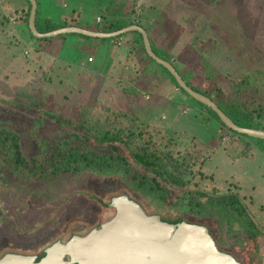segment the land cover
Masks as SVG:
<instances>
[{
  "label": "rangeland",
  "instance_id": "obj_1",
  "mask_svg": "<svg viewBox=\"0 0 264 264\" xmlns=\"http://www.w3.org/2000/svg\"><path fill=\"white\" fill-rule=\"evenodd\" d=\"M76 2L85 4L84 0ZM7 4L9 7L11 1ZM139 4H152L164 15L166 12L169 20H166V25L171 28L168 30L182 28L187 37L193 36L201 41L205 63L210 70L207 72L217 70L230 78L249 73L255 76L263 84L259 102L264 103V81L260 74L264 73V0H139ZM91 15L86 26L95 27L100 22L97 9ZM9 23V18L0 14V125L19 133L27 154L33 153L29 127L36 115L39 98L56 114L71 120H77L84 109L90 111L92 118L102 121L111 116L110 111L119 112L126 115L122 119L123 125L137 126L155 140L165 136L166 130L172 131L176 144L172 148L174 152L184 153L191 141H196L207 157L202 173L208 176V181L212 176L215 184L223 185L233 178L242 186V192L253 195L252 203L264 201V180L260 179V173L247 163H234L226 157L218 129L212 123L203 122V118L209 116L204 108L182 93L176 95L181 98L178 103L171 107L162 106V100L153 94L154 86L138 79L140 69L135 71L132 65L126 74L117 73L118 77L102 78L99 82L92 78L63 77L57 70L36 66L32 57L24 55L27 42L16 44L15 39L12 40L13 25ZM16 27L18 29L20 25ZM163 37L166 34L160 31L156 33L155 40L162 42ZM28 41L36 49L40 46L37 41ZM187 63L185 60L177 63L184 74L189 72ZM129 85H134L139 92L130 94L132 104L124 93ZM183 110L186 114L182 113ZM223 132L222 139H225L228 133ZM66 133L67 130L45 120L37 137L55 143ZM198 166L194 168L196 173ZM200 178L197 176L193 182L200 189L221 193L200 187ZM252 184L255 191L251 190ZM120 188L130 191L121 176L89 171L76 176L63 175L24 183L12 177L0 162V256L7 253L37 256L56 241H67L69 228L74 226L80 227V235L77 236L85 235L101 222L99 217L111 219L114 215L113 210V213L107 211L100 216V209L92 198L105 200ZM130 194L149 214L168 219L186 213L167 202L158 203L149 196ZM256 222L262 236L253 252L254 245L244 241L241 223L221 225L217 218L213 219L212 227L219 247L232 250L239 259L247 258V264H264V225Z\"/></svg>",
  "mask_w": 264,
  "mask_h": 264
},
{
  "label": "trees",
  "instance_id": "obj_2",
  "mask_svg": "<svg viewBox=\"0 0 264 264\" xmlns=\"http://www.w3.org/2000/svg\"><path fill=\"white\" fill-rule=\"evenodd\" d=\"M24 1L27 4L25 23L28 40H34L40 44L51 42L53 38L37 39L31 34L28 28L31 5L28 0ZM36 2L35 24L40 34H47L65 27H79L105 34L134 25L141 27L148 35L153 53L170 63L188 87L196 93L210 98L236 126L264 131V103L259 102L263 94V84L250 73L230 78L227 76L228 74H221L217 70H211L216 71L212 73L207 72L206 70H210L205 63L203 43L195 40L193 36L188 35L189 37H187L182 28L167 30L163 47L155 46L149 30L154 24L167 29L166 20L168 22L169 20L163 11L155 8L152 4H139V0H105L99 10L100 22L95 27H90L77 21L57 22L52 19H40L38 0ZM168 29L171 28L168 27ZM66 36L99 43L132 36L130 54L131 56L140 54L139 60L131 64L135 71L140 69V78L138 79L151 84L150 86L168 81L179 89L176 94L182 93L196 105L204 108L209 116L203 118V122L209 124L213 120L222 131L225 130L228 133L226 138H223V143L224 150L231 160L252 159L253 147L250 142H256L264 151L262 140L253 139L227 129L212 110L182 91L173 76L146 54L142 36L138 32L108 39H92L75 34L57 38ZM36 51H41V48L38 47ZM181 60L188 62L189 72L185 74L177 65L178 62L181 63ZM199 67L200 70H198ZM192 69L195 71L191 73ZM260 74L263 75L264 81V73ZM129 86L124 89V93L132 100L131 102L129 100L132 104L133 98L130 94L137 95L139 92L135 90L134 85ZM5 104L11 103L5 102ZM110 114L111 116L109 115L106 120L102 121L92 118L90 111L84 109L77 120H71L56 114L39 98L36 115L29 127L33 153L27 154L24 151L19 133L8 126L0 125V162L12 177L24 183L46 181L63 175L76 176L84 171L119 175L130 191L120 188L105 200L93 197V201L100 209V216L107 211L113 213L112 200L123 195L140 204L131 196L130 192H134L149 196L158 203L167 202L169 206L182 208L186 212L184 215L168 219L147 213L149 216H159L162 221L171 224L184 221L205 226L215 241L213 219L217 218L221 225L241 223L244 241L248 245H254L253 252L257 250L256 247L262 233L244 199L236 191L207 192L193 183L197 176L203 178L198 171L194 172V168L200 165L204 159L196 141L192 140L190 147L184 153L174 152L172 148L176 144L173 141L174 133L172 131L166 130L165 136L155 140L147 131L138 129L137 126L123 125L122 119L126 117L125 114L111 111ZM45 120H50L60 128L67 130V133L55 143L38 138L39 129ZM109 219L110 217L104 219L99 217L101 222L95 224L93 228H99ZM79 231V226L70 227L69 237L80 235ZM219 249L233 255L242 264H247V258L239 259L232 250L220 247ZM43 256L44 251H41L37 254V261Z\"/></svg>",
  "mask_w": 264,
  "mask_h": 264
},
{
  "label": "water",
  "instance_id": "obj_3",
  "mask_svg": "<svg viewBox=\"0 0 264 264\" xmlns=\"http://www.w3.org/2000/svg\"><path fill=\"white\" fill-rule=\"evenodd\" d=\"M28 2L31 5L28 28L37 39L71 34L108 39L138 32L146 54L173 76L182 91L212 110L227 129L262 140L264 146V131L236 126L210 98L188 87L170 63L153 53L148 35L141 27L134 25L110 34L65 27L40 34L35 24L37 2ZM111 205L114 215L110 220L83 236L74 235L65 242L56 241L44 250L39 261L37 256L7 253L0 258V264H242L233 255L219 249L205 226L184 221L171 224L159 216H149L140 204L126 195L113 199Z\"/></svg>",
  "mask_w": 264,
  "mask_h": 264
},
{
  "label": "crops",
  "instance_id": "obj_4",
  "mask_svg": "<svg viewBox=\"0 0 264 264\" xmlns=\"http://www.w3.org/2000/svg\"><path fill=\"white\" fill-rule=\"evenodd\" d=\"M9 1H11V4L8 7L7 3H9ZM104 2L105 0H84L85 4L81 5L80 3H77L76 0H73V2L71 0H38L39 18L52 19L57 22L77 21L86 26L88 22H90L89 19L92 17L91 13L94 12V9H97L98 14L101 5H103ZM26 11L27 4L24 0H0V14L8 17L10 22L9 24L13 25L11 31L14 37H11L12 40L15 39L16 44L21 43V41L27 42V45L24 44L27 46V48L24 49V55L29 56V58L32 57V59L35 60L36 66L44 65L46 68H50V70H57V72L63 77H83L88 78L89 80L92 78L93 81L99 82V79L102 78L105 80L110 78L114 79V77H118V75L116 76L117 73L126 74L125 72L129 70L131 64H133L136 60H139L140 54H136L135 56H131L130 54L132 36L119 38L105 43L66 36L64 38H56L51 42L39 44L40 46H38L41 48V51L36 52L34 45H30V42L28 41L25 23ZM165 15L168 16L166 12ZM14 21L16 24H13ZM17 25H20V28L16 29ZM167 30L168 28L166 29V27L163 28L156 24H154L149 30L151 31V40L155 46L163 47V44H165V37H163L162 42H157L155 37L156 33L164 31L166 34ZM61 54H65L64 58L61 57ZM89 58L92 59V62H88ZM153 89V94H157L159 99L162 100V106L171 107L172 104L181 101V98L176 96L178 94L174 92V86L168 81L154 84ZM174 96L176 98H173ZM209 123L214 124L218 129L220 145H222V149L226 157L234 163L242 162L247 163V165H251V167L257 169L258 173H260V179L264 180V151L259 147V145L256 142H250L253 147L252 159L238 158L231 160L224 150V143L222 139L224 132L215 121L211 120ZM202 154L204 157L203 162L197 168V171L203 176V178L199 177L202 179V186H199L208 190H217L221 193L236 191L249 206L255 221L263 223L264 225V201H253L254 203H252L251 198L253 195L242 192V186L238 185L233 178L229 181H225L223 185L215 184L212 176H210V181H208V176L205 174L203 175L202 173V167L207 162V157L205 158L203 151ZM251 190L255 191L253 184ZM262 198L264 200V194H262Z\"/></svg>",
  "mask_w": 264,
  "mask_h": 264
},
{
  "label": "built area",
  "instance_id": "obj_5",
  "mask_svg": "<svg viewBox=\"0 0 264 264\" xmlns=\"http://www.w3.org/2000/svg\"><path fill=\"white\" fill-rule=\"evenodd\" d=\"M98 21H99V20H98ZM15 23H16V22L14 21L13 24H15ZM88 62H92V59L89 58V59H88ZM174 92H175V93H178V92H179V89H178V88H174ZM182 113H183V114H186V111L183 110Z\"/></svg>",
  "mask_w": 264,
  "mask_h": 264
}]
</instances>
